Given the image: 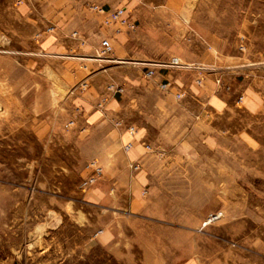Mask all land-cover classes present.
I'll list each match as a JSON object with an SVG mask.
<instances>
[{"label": "rangeland", "instance_id": "rangeland-1", "mask_svg": "<svg viewBox=\"0 0 264 264\" xmlns=\"http://www.w3.org/2000/svg\"><path fill=\"white\" fill-rule=\"evenodd\" d=\"M149 1L213 39L221 65L264 99V0ZM18 2L0 0V264H264V111L238 113L236 151L175 178L170 207L108 195L104 175L83 187L102 145L72 124L85 89L71 78L76 53L41 48L36 13ZM98 48L88 58L107 63Z\"/></svg>", "mask_w": 264, "mask_h": 264}, {"label": "crops", "instance_id": "crops-1", "mask_svg": "<svg viewBox=\"0 0 264 264\" xmlns=\"http://www.w3.org/2000/svg\"><path fill=\"white\" fill-rule=\"evenodd\" d=\"M93 4L107 10L126 7L124 17L137 28L92 10ZM18 7L24 17L36 13L31 20L38 24L41 48L76 53L70 62L71 78L86 86L73 99L79 117L72 124L90 134L91 143L100 141L101 187L108 195L132 191L144 201L145 193L151 207H158L163 198L170 207V192L180 190L174 187L175 178L203 175L206 155L221 165L223 151L229 156L236 151L232 121L238 113L255 117L264 111L263 89L243 88L231 67L221 65L215 41L178 19L173 9L152 7L149 0H19ZM104 38L111 41L115 60L98 64L88 57ZM175 56L205 69L158 67L154 77L145 76L147 66L142 62ZM166 80L173 83L169 91L160 87ZM113 82L124 85L125 93L112 95L107 86ZM179 91L187 95L178 99ZM129 126L135 127L134 134ZM229 165L224 175L231 182L238 172ZM188 188L181 190L188 193Z\"/></svg>", "mask_w": 264, "mask_h": 264}, {"label": "built area", "instance_id": "built-area-1", "mask_svg": "<svg viewBox=\"0 0 264 264\" xmlns=\"http://www.w3.org/2000/svg\"><path fill=\"white\" fill-rule=\"evenodd\" d=\"M90 8L94 11H97V12L109 13L110 17L113 20H119L121 23L127 24L132 29L137 28L136 23L129 22L128 19L124 17V14L127 10L126 7H120V8H117L115 10H107L102 5L93 4L90 6ZM113 51H114V48H113L111 41L108 38L102 39L100 42L99 48H98L99 57L103 61H105V60L106 61H113V60H115L114 58L111 57V54L113 53ZM142 64L147 66V70L145 71V76L147 78L154 77L156 68H158V67H160L162 69H189V68H198L200 70L205 69V66L198 65L195 63H188V62L184 61L182 58H180L179 56H175V57H172L170 59H164V60L144 61V62H142ZM201 80L202 79H198V82L201 83ZM217 82L219 84H222V80L220 78L217 79ZM84 84H85L84 86H86V83H84ZM172 85H173V83L170 80H166V81H163L162 83H160L161 89H163L165 91H169L171 89ZM107 89L114 96L122 95L125 93V90H126L124 85H119L115 82L110 83L107 86ZM175 95L178 99H182L187 95V93L185 91H179ZM106 99L107 98H104L103 102H105ZM100 106H102V103H100ZM117 125H122V122L118 121ZM128 130L132 134H134L136 132V129L133 126H129ZM127 147H130V145H128ZM131 166L133 169L139 168L138 164H132ZM89 167H90V173H89V176L83 181V183H82L83 187H90V186H93L94 184H96L104 172V168L99 163L98 160L92 161L90 163ZM222 217H223L222 211L214 212V213L210 214V216L208 218V222L211 223L213 221H217V220L221 219Z\"/></svg>", "mask_w": 264, "mask_h": 264}]
</instances>
